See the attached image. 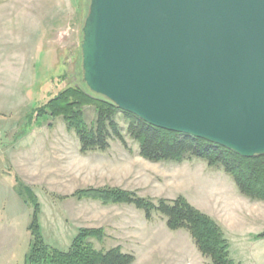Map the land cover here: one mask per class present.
I'll use <instances>...</instances> for the list:
<instances>
[{"label":"rangeland","instance_id":"1","mask_svg":"<svg viewBox=\"0 0 264 264\" xmlns=\"http://www.w3.org/2000/svg\"><path fill=\"white\" fill-rule=\"evenodd\" d=\"M86 16L85 0H0V264H26L31 193L40 204L42 236L58 250L68 251L82 229H102L103 241L91 240L95 248L120 247L135 256L134 264H212L187 230L171 231L159 214L147 220L133 205L74 196L108 188L155 202L183 197L219 225L236 264H264V239H257L264 233V202L243 196L223 170L199 159L145 160L122 117L128 148L112 141L108 152L87 155L62 118L35 119L37 108L78 81ZM85 113L91 125L95 109ZM11 159L21 161L24 179H14L20 168Z\"/></svg>","mask_w":264,"mask_h":264},{"label":"water","instance_id":"2","mask_svg":"<svg viewBox=\"0 0 264 264\" xmlns=\"http://www.w3.org/2000/svg\"><path fill=\"white\" fill-rule=\"evenodd\" d=\"M83 82L146 123L264 156V0H89Z\"/></svg>","mask_w":264,"mask_h":264},{"label":"trees","instance_id":"3","mask_svg":"<svg viewBox=\"0 0 264 264\" xmlns=\"http://www.w3.org/2000/svg\"><path fill=\"white\" fill-rule=\"evenodd\" d=\"M89 0H85L88 13ZM86 107L95 109L96 118L87 123ZM30 122L42 118H62L67 131L79 140L80 153H105L111 149L112 141L128 148L127 137L120 124L122 117L127 123V135L139 145L140 156L153 163H178L199 159L210 168L223 170L232 178L239 192L253 201L264 202V156L244 158L222 146L191 135L175 133L154 127L137 116L121 111L115 104L102 96L93 94L83 82L81 61L78 81L66 88L45 105L34 111ZM34 123V122H33ZM17 186L24 187L19 181ZM79 200H93L104 205H133L145 213L147 220L155 214L167 219L171 231L187 230L203 257L212 264H236L230 257V245L219 225L210 216L180 197L175 201L139 197L135 193L120 189H88L74 195ZM33 202L32 221L28 227L32 242L26 264H134L135 256L126 254L120 247L97 250L91 240L103 241L102 229H82L68 251L49 246L40 224L41 208L31 193ZM264 239V233L257 236Z\"/></svg>","mask_w":264,"mask_h":264},{"label":"crops","instance_id":"4","mask_svg":"<svg viewBox=\"0 0 264 264\" xmlns=\"http://www.w3.org/2000/svg\"><path fill=\"white\" fill-rule=\"evenodd\" d=\"M68 132V131H67ZM69 133V132H68ZM37 134V131H35V132H33L32 134H31V138L30 139H32V138H34V136ZM77 143H78V148L80 149V144H79V140H77ZM2 158V157H1ZM11 161V163L13 164V167H15L16 169H18V168H20V171H15V172H13V173H15L16 175H17V177H15L14 179L16 180L17 178L18 179H24V172H26V170H24L23 169V165H20L19 163L21 162V161H18V163L16 164V162H17V160H13V159H11L10 160ZM30 162L32 163L29 167L33 170L34 169V164H33V161L32 160H30ZM1 167V166H0ZM23 172V173H22ZM4 182L6 181L5 179H2ZM7 183V182H6ZM16 185H17V183H15ZM0 210H1V206H0Z\"/></svg>","mask_w":264,"mask_h":264}]
</instances>
